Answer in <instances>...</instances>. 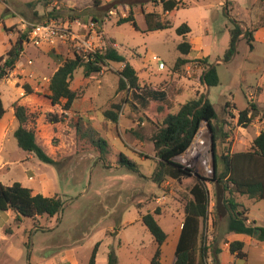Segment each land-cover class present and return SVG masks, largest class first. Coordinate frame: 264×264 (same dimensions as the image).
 <instances>
[{
  "label": "rangeland",
  "instance_id": "1",
  "mask_svg": "<svg viewBox=\"0 0 264 264\" xmlns=\"http://www.w3.org/2000/svg\"><path fill=\"white\" fill-rule=\"evenodd\" d=\"M6 1L0 2L4 13L21 14L31 24H70L75 28L77 20L89 26L96 18L100 22L97 25L99 38L91 39L94 46L104 50L107 40H113L119 52L136 69L141 89L118 91V72L123 65L111 64L88 78L80 68L74 74L72 89L82 92L81 99L73 112L65 113L64 123L49 124L45 119L47 113L61 114L63 111L50 103L41 79L51 78L56 62L72 58L75 51L86 53L77 42L37 47L25 39L22 60L32 59L33 68H38V72L35 71L31 79L23 73L9 71L0 77V97L6 109L18 100L29 104L38 114V143L59 165L43 163L34 155L27 160L28 153L19 148L10 134L0 154V166L7 163L0 168V180L8 186L21 183L34 194L58 196L62 199L63 210L51 218H22L20 221L13 211L0 212V264H90L97 245L95 264H108L112 253L118 264H150L157 245L141 217L156 210L160 211L156 220L168 235L165 256L161 260L163 264H174L178 231L185 206L191 199V187L196 179L206 180L213 212L217 205V186L210 182L214 174L206 176L197 168H193L191 178L154 181L159 159L152 138L158 129L156 124L146 120L144 112L161 105L177 113L181 105L204 94L218 110V120L214 124L218 153L249 150L264 127V95L261 93L264 89V0H178L184 6L176 12L173 28L154 32H146L143 13L162 12L160 3L155 0H98L97 5L96 0ZM228 1L232 2L229 6ZM18 3L23 4L22 7L18 8ZM130 11L134 12L139 30L130 23L117 24L120 18L129 16ZM235 21L244 30L253 32V49H249L246 39H241L235 55L225 62ZM16 22L12 17L8 19V32H13L17 38L28 34V30L20 31V24ZM185 23L191 32L182 37L177 29ZM4 38L8 46L7 36ZM184 40L192 44L193 50L190 62L177 70L175 62L180 56L177 46ZM45 47L56 57L53 65L46 64L49 61L44 57ZM9 50L5 46L0 51V66ZM156 56L166 65L165 69H159ZM204 56L216 66L217 86L208 88L202 81L203 68L195 60ZM31 84L37 86L36 91ZM26 85L31 94L27 93ZM249 104H254L257 110L253 116L248 114L251 122L245 125L239 113ZM115 105L121 107L118 124L106 119L104 114L107 110L115 111ZM80 116L83 117L81 121ZM78 122L83 131L94 127L108 142L111 168H106L95 152H77L75 124ZM211 138L213 147L212 132ZM120 154L135 164V170L120 166ZM227 194L225 192V197ZM163 196L166 199H162ZM248 208L249 218H254L256 225L264 226V202L256 201ZM211 220L209 218L204 225L210 241L221 230L220 226L214 230ZM262 245L258 242L245 248L250 264H264Z\"/></svg>",
  "mask_w": 264,
  "mask_h": 264
},
{
  "label": "trees",
  "instance_id": "2",
  "mask_svg": "<svg viewBox=\"0 0 264 264\" xmlns=\"http://www.w3.org/2000/svg\"><path fill=\"white\" fill-rule=\"evenodd\" d=\"M160 3L162 9L158 12H144L146 22V32L162 31L171 29L174 26V18L180 6H184L178 0H155ZM99 3L96 0V5ZM232 2L228 1L227 5ZM116 8V7H114ZM94 23L100 22L95 18ZM125 23L132 24L136 30H139L133 11L129 16L120 18L118 25ZM191 32L188 24H183L177 29V34L187 37ZM28 41V34H22L15 44L12 45L6 54L4 63L0 66V77L3 78L16 67L21 53L23 43ZM241 39H246L249 49H253V32L244 30L241 24L235 21V27L231 30L230 48L224 56V61L229 62L237 52V43ZM115 42L107 40L104 50L81 54L75 51L72 58L63 61L58 70L52 75L47 98L50 103L56 107L59 106L63 113H47L45 119L49 124L56 125L66 121V112H70L76 102L82 97V92L72 89L74 74L78 69H83L84 77L88 78L93 74H99L111 64L123 65L118 72L120 80L118 91L139 90L140 80L136 69L127 61L119 50L115 47ZM177 50L180 54L175 62V69L187 65L190 62L189 55L193 50L192 44L184 40L178 44ZM2 61V60H1ZM195 63L203 68L202 81L208 88L219 84V76L216 66L209 62L208 57H202L195 60ZM27 93L32 91L29 86H24ZM14 116L18 121V128L14 132V137L18 146L23 151L34 155L39 161L55 165L59 162L49 156L45 149L38 143L36 125L39 118L38 114L33 112L30 107L15 102L12 105ZM113 110L105 111V117L114 124L118 123L120 106L115 105ZM257 110L254 104L241 111V123L247 125L251 122L248 114L254 115ZM6 109L0 97V120L5 116ZM146 120L153 122L157 126V133L152 138V143L158 160V168L154 173V181L161 183L166 178L181 181L193 177L191 171L183 169L178 165L174 158L183 154L194 140L202 122L207 123L212 132L213 148L215 151L214 177L210 182L220 183L228 193L224 199L227 210L225 219L219 218L216 209L210 210V193L204 179H196L191 187V199L187 202L184 209V218L182 228L178 238L175 250V264H208V254L213 247L225 236V234L236 233L253 236L257 231L256 240L264 243V227H256L248 224V210L237 201L239 196L247 197L253 201L264 202V127L260 134L254 139L249 150L235 153H218L217 133L215 122L218 120L217 106L211 104L204 94L198 95L196 99L190 100L181 105L177 113L170 112L166 107L156 105L151 110L144 112ZM81 121V117H78ZM264 123V114L262 115ZM81 122L75 124L77 133V152H95L97 158L106 168L109 166L108 155L110 148L108 142L100 135L94 127H89L83 131L80 127ZM119 164L130 170H135V164L124 154L119 155ZM63 210L62 199L58 196L47 197L42 194H34L32 189L24 187L21 183H14L10 186L5 185L0 180V212L13 211L20 221L22 218L37 220L40 218L54 217ZM155 213H147L141 217V222L153 236L157 248L150 264H163L162 246L168 239L167 233L162 229L156 220ZM209 218L212 219V228L217 229L223 221L226 222V229L223 233L214 234L210 241L206 237L204 225ZM10 230H8L9 232ZM98 245L96 246L90 264L96 263ZM244 243L240 241L231 242L229 249L236 258H246L244 252ZM220 252L215 250V254ZM108 264H118L117 258L112 253L109 256Z\"/></svg>",
  "mask_w": 264,
  "mask_h": 264
},
{
  "label": "built area",
  "instance_id": "3",
  "mask_svg": "<svg viewBox=\"0 0 264 264\" xmlns=\"http://www.w3.org/2000/svg\"><path fill=\"white\" fill-rule=\"evenodd\" d=\"M74 25L76 26L75 28L71 27L70 24L62 26V24L55 23L31 24L23 21L24 30H28L29 42L33 43L34 46L54 47L60 43L77 42L86 54L101 50L96 48L91 41V39L99 38L98 24L91 23L86 26L77 20ZM155 60L159 62V69H165L166 65L157 56ZM27 64L32 66L33 61L28 60ZM30 77H33V75H30ZM41 81L47 85L49 90L51 78L43 77ZM212 156L211 131L207 123L202 122L191 145L183 154L175 157L174 161L183 169L191 171L192 174H194L193 168H197L204 175L212 176L214 174ZM162 199H166V197L163 196ZM162 199H159V201Z\"/></svg>",
  "mask_w": 264,
  "mask_h": 264
},
{
  "label": "crops",
  "instance_id": "4",
  "mask_svg": "<svg viewBox=\"0 0 264 264\" xmlns=\"http://www.w3.org/2000/svg\"><path fill=\"white\" fill-rule=\"evenodd\" d=\"M0 2L6 3L7 1L6 0H0ZM22 5L23 4H19L18 3V8L22 7ZM15 15L16 16H14L13 14H10L9 12L4 13V11L2 9H0V38H1L0 51L4 50L5 46L7 48L11 49L12 45L15 44L16 41L18 40V38H17L18 36H16V34H13V32H8V26H7L8 19L10 20L11 17L14 18L15 20H17V22L15 24H17V25H18V23L20 24V31H22L24 29L23 21H25V17L23 15H21V14L18 15V14L15 13ZM12 25H14V24H12ZM5 36H7L8 40H9L8 46H7V44L4 43V40H5L4 37ZM16 38H17V40H16ZM116 46L117 45L115 44V47ZM47 48L48 47H45V49L43 50L45 52L44 57L45 58L47 57L48 61H49V63L47 62L46 64L53 65V63L56 62V60H55L56 57L55 56L53 57L50 54V52L48 51ZM22 53H23V51H22ZM28 60H32V59H28ZM28 60L23 62L22 56H21V59L18 61V63H16V68L14 69V71H15L14 73H18V72L19 73H23L24 72L23 74L25 76H27V77L32 79L34 77V74L36 75L35 71L38 72V68H35V69L33 68L34 62H33L32 66L31 65L29 66L27 64ZM218 62H220V61H218ZM62 63H63V61H61L60 63L56 62L55 66H54L55 68H54V71H53L52 75L58 70V68L61 66ZM39 70H40V68H39ZM30 75H33V77H30ZM43 86L47 88V85L45 86V84L42 83V87ZM31 87L35 91L37 90V86H34L33 84H31ZM48 93H49V90H48ZM261 93H262V95H264V89L261 91ZM20 96L23 97V93L22 92H20ZM15 102H20L21 103V101H18V100L15 101ZM21 104H23V103H21ZM12 105L8 109H6V107L4 106L5 109H6V114L0 120V154L5 150V145L9 141V137H10L9 135L12 134L14 136V132L17 130V128L19 126L18 121L16 120V118L14 116V109H13ZM23 105H26V106L31 108V106L29 104H23ZM74 107H75V105H74ZM31 110H32V108H31ZM70 112H73V109ZM66 113H69V112H66ZM81 118H83V117H81ZM30 158H32V154L28 153L27 160H29ZM6 164L3 162L1 164V166H0V168H3L4 166H6ZM29 179L32 180L33 176H30ZM237 201L239 203H241L248 210V213H247L248 224L254 225L256 227H264V226L256 225V222L254 221L255 220L254 218H249V212L250 211H249L248 206L251 205V204H254L256 201L250 200L247 197H242V196H239L237 198ZM211 226H212V220H211ZM220 227H221V230L224 233L225 229H226V222L223 221L221 223ZM181 228H182V224H181L180 229L178 231L176 245H177V242H178V238H179V235H180ZM8 230H10L9 232L11 233V229H8ZM257 234H258L257 231L254 233L253 236H248V235H243V234H236V233L225 234V236H223V238L213 247L212 251L208 254V264H250V262H249L250 260L248 258V254L245 251V248L247 246L257 245V243L259 242L258 240H256ZM234 241H240V242L244 243V245H245L244 252L246 253V258H239L238 259L234 255L231 254L230 249H229V245H230L231 242H234ZM217 249H219L220 252L218 254H215V250H217ZM262 249L264 250V245H262ZM175 250H176V248H175ZM164 256H165V245L162 246V260H163ZM175 261H176V257H175Z\"/></svg>",
  "mask_w": 264,
  "mask_h": 264
},
{
  "label": "water",
  "instance_id": "5",
  "mask_svg": "<svg viewBox=\"0 0 264 264\" xmlns=\"http://www.w3.org/2000/svg\"><path fill=\"white\" fill-rule=\"evenodd\" d=\"M212 155H213V167H215V159H214V148L212 147ZM217 186V205L216 210L219 218L223 219L227 216V210L224 204L225 198V190L222 184L216 183Z\"/></svg>",
  "mask_w": 264,
  "mask_h": 264
}]
</instances>
